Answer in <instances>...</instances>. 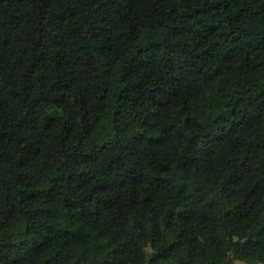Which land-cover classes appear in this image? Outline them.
I'll list each match as a JSON object with an SVG mask.
<instances>
[{"label":"trees","instance_id":"16d2710c","mask_svg":"<svg viewBox=\"0 0 264 264\" xmlns=\"http://www.w3.org/2000/svg\"><path fill=\"white\" fill-rule=\"evenodd\" d=\"M264 264V0H0V264Z\"/></svg>","mask_w":264,"mask_h":264},{"label":"crops","instance_id":"0c3cea01","mask_svg":"<svg viewBox=\"0 0 264 264\" xmlns=\"http://www.w3.org/2000/svg\"><path fill=\"white\" fill-rule=\"evenodd\" d=\"M237 264H247V263H244V262H238Z\"/></svg>","mask_w":264,"mask_h":264}]
</instances>
